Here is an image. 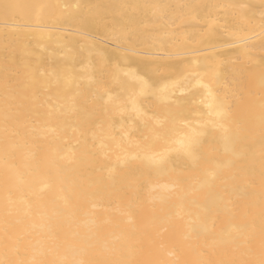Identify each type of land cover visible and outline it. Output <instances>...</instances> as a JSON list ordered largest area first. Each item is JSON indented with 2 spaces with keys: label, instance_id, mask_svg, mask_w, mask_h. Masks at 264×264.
I'll list each match as a JSON object with an SVG mask.
<instances>
[{
  "label": "bare ground",
  "instance_id": "1",
  "mask_svg": "<svg viewBox=\"0 0 264 264\" xmlns=\"http://www.w3.org/2000/svg\"><path fill=\"white\" fill-rule=\"evenodd\" d=\"M262 118L264 0H0V260L257 264Z\"/></svg>",
  "mask_w": 264,
  "mask_h": 264
},
{
  "label": "snow or ice",
  "instance_id": "2",
  "mask_svg": "<svg viewBox=\"0 0 264 264\" xmlns=\"http://www.w3.org/2000/svg\"><path fill=\"white\" fill-rule=\"evenodd\" d=\"M6 7H8V6L6 5ZM262 122H264V118H262ZM234 240L235 241L242 240L243 244L248 245V246H251V244H252L251 237L246 236L243 233H241L238 237L234 238ZM259 246H260V252H261V259L257 262V264H264V227H262L261 231H260ZM0 264H11V262L0 260ZM33 264H37V262L33 261ZM80 264H83V262H80ZM241 264H249V262L243 261V262H241Z\"/></svg>",
  "mask_w": 264,
  "mask_h": 264
}]
</instances>
